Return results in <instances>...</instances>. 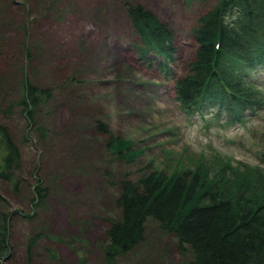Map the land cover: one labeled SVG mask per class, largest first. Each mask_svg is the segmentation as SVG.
Returning <instances> with one entry per match:
<instances>
[{"label": "rangeland", "instance_id": "obj_1", "mask_svg": "<svg viewBox=\"0 0 264 264\" xmlns=\"http://www.w3.org/2000/svg\"><path fill=\"white\" fill-rule=\"evenodd\" d=\"M126 2L141 4L174 31L171 73L161 72L156 59L139 58ZM214 3L0 0V124L20 150L13 181L19 186L0 181V213H11L3 263L78 264L72 244L89 264H105V232L119 213L123 180L152 169L170 173L197 158L262 166L263 110L246 112L243 123L227 122L214 109L186 113L175 100L174 76L186 73L196 47L192 29ZM252 77L264 82V70ZM23 80L49 91L34 109L35 124L49 129L39 143L20 104ZM115 136L130 140L132 157L113 152ZM37 177L48 188L47 204L34 210ZM46 230L51 237H41L29 254V238ZM191 258L171 233L149 221L143 241L118 263L189 264Z\"/></svg>", "mask_w": 264, "mask_h": 264}, {"label": "trees", "instance_id": "obj_2", "mask_svg": "<svg viewBox=\"0 0 264 264\" xmlns=\"http://www.w3.org/2000/svg\"><path fill=\"white\" fill-rule=\"evenodd\" d=\"M125 6L139 58L149 64L156 59L161 72L171 73L176 51L172 28L141 4ZM192 35L196 47L187 71L173 79L180 107L186 113L214 109L215 117L225 113L227 122L239 123L247 118L246 112L264 113V82L252 77L255 70H264V0H215L198 18ZM22 88V111L39 143L49 129L35 124L34 109L49 91L25 80ZM131 145L117 136L109 144L114 153L132 157ZM258 157L262 166L197 158L189 160L191 166H177L170 173L152 169L135 181L123 180L116 199L119 213L108 220L105 232V264H119V258L139 245L149 221L171 233L180 250L189 249V264H264V148ZM19 162L18 146L8 127L0 124V181L13 182ZM13 184L19 186L17 181ZM47 189L37 177L32 186L34 210L46 207ZM10 216L0 213V264L10 251ZM41 237L51 235L48 230L34 233L28 240L29 254ZM69 245L78 264H89L85 253Z\"/></svg>", "mask_w": 264, "mask_h": 264}, {"label": "bare ground", "instance_id": "obj_3", "mask_svg": "<svg viewBox=\"0 0 264 264\" xmlns=\"http://www.w3.org/2000/svg\"><path fill=\"white\" fill-rule=\"evenodd\" d=\"M65 49V48H64ZM68 50V49H67ZM257 117V116H256Z\"/></svg>", "mask_w": 264, "mask_h": 264}]
</instances>
